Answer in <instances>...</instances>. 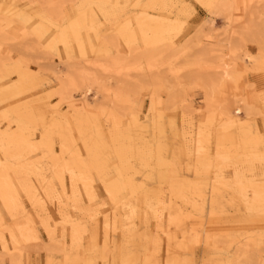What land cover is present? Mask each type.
Returning <instances> with one entry per match:
<instances>
[{"label":"snow or ice","instance_id":"snow-or-ice-1","mask_svg":"<svg viewBox=\"0 0 264 264\" xmlns=\"http://www.w3.org/2000/svg\"><path fill=\"white\" fill-rule=\"evenodd\" d=\"M249 7L247 3H217L214 0L151 4L78 3L75 0H63L58 3L29 4L24 8L16 3L0 5V10H4L3 24L6 25L0 31V36L6 44L16 46L15 49H8L9 56L19 57L22 69L25 61L32 63L35 59L29 54L43 50L55 55L58 51L56 46L60 42L64 43L67 50L70 44L74 46L82 43L87 33V43L92 46L93 55L97 54L99 47L100 54L115 66V74L130 82L127 85L117 82L116 96L125 106L124 114L121 115L114 107L108 116L107 131L97 123L94 147L84 139L83 129L80 135L84 147H79L81 139L76 138V129L68 118L71 110L62 113L60 103L56 105L57 113L49 114L41 108L35 123L27 128L26 142L31 147L32 158L40 159L43 154V159L51 158L58 164L68 163V154L71 152L87 171L91 183L103 186L102 196L93 189L88 192L86 203L81 198L75 206H70L72 211L79 213L75 219L64 211L62 205L59 213L61 219L55 231L51 228V219L42 224L48 234V244L44 249L49 252L47 264H264V233L259 262L239 252L235 258L226 261L199 260L195 247V244L200 243L199 238L192 246L186 243L189 235L186 221L193 217V213H187L180 204L181 199L188 202L187 197H181L176 192L177 182L182 180L186 184H194L200 190L201 198H204V190L213 171L218 179L226 170L227 175L235 171L239 179L242 166L247 168L251 164L255 169L257 161L241 156L235 140L229 151L227 138L222 135L229 128L233 131L237 128V122L242 120L245 113L241 105L247 106L249 112L247 120H243L239 126L254 140L256 151L259 152L260 170L264 173V132L252 127L253 111L258 110L264 118V31L260 53L256 57L244 53L245 63L242 66L237 55L241 51L239 48L233 49L229 44V49H233L229 54L224 51L209 53L205 43L215 39L219 32L231 30L236 19L233 14L241 8L247 12ZM129 9L137 11L133 13ZM141 9L144 11H139ZM157 11L166 13L165 23L168 25V39L162 42V47L154 43L151 29L142 22L146 18L155 19ZM133 15L136 17L135 22ZM217 18L226 22L219 32ZM124 47H127V52H122ZM157 50L159 55H155ZM81 56L87 59L83 47ZM217 56L219 65L210 60V57ZM145 59L148 60L147 69ZM41 62L37 61L38 64ZM97 66L105 72L113 71V67L108 64ZM196 68L201 69V72L207 70L216 74L209 75L207 79L197 75L199 83L196 87L206 97L211 96L213 101L218 95L222 98L219 127L215 114L210 110L207 121L202 120L197 134L195 121L185 112L181 138L178 121H171L165 115L162 99L160 106H157V92L162 96L165 90L171 93L188 87L184 74H191ZM133 72L144 76L150 73L160 75L156 77L157 83H146L141 76L133 77ZM253 73L261 76L262 83L258 93L255 86H251L252 94L249 98L246 78ZM97 85H101V81L97 80ZM108 94L112 95V92ZM147 94L151 95V105L141 103ZM233 99L237 102L236 106L229 107ZM145 109L148 113L146 116L143 114ZM32 111L35 114L37 110ZM58 114L65 117L59 123ZM69 133L71 145L66 142ZM185 170L187 177L184 175ZM193 172L195 180L192 179ZM87 184L88 181L85 182L86 190ZM252 197L251 190L244 193L245 200ZM194 207H198V202H194ZM261 215L264 216V208L261 209ZM101 218L103 246L100 244ZM69 223L72 225L71 253L60 233L61 226L66 231ZM37 227L39 225L30 224L27 234L22 231L19 237L13 233L11 252L9 246L4 245L5 253L12 258L2 259L0 264H45L43 260L25 262L23 259L22 244H29L33 240L37 245L40 243L41 234L35 230ZM181 232L184 233V241L178 239ZM165 238L167 259L163 255ZM174 243L176 250L185 253L183 259L174 258L177 254ZM134 244L140 247L142 259H109L110 254L115 256L118 252L131 250ZM53 245L63 247L64 251L60 255L64 259L56 258L53 253L58 249H53ZM17 251L20 253L19 259L15 255ZM37 251H40L39 247ZM73 254L75 259L72 258Z\"/></svg>","mask_w":264,"mask_h":264},{"label":"rangeland","instance_id":"rangeland-1","mask_svg":"<svg viewBox=\"0 0 264 264\" xmlns=\"http://www.w3.org/2000/svg\"><path fill=\"white\" fill-rule=\"evenodd\" d=\"M58 2H63V0H0V5L16 3L24 8L29 4ZM68 2H73V0H68ZM75 2L151 4L179 3L181 0H75ZM214 2L218 3L219 0H214ZM233 3L241 5L247 3L250 7L247 12L241 8L239 12L233 14L236 19L233 21L231 30L227 32H219V29L225 27L226 22L224 19L217 18V32L219 34L212 41H205V43L208 45L207 51L209 53L224 51L225 54H229L231 50L239 48L241 51H238L237 55L242 66L245 63L244 53L252 57H256L260 53L262 31H264V21H262L264 4H262V0H234ZM129 11L134 13L137 10L129 9ZM3 12L4 10H0V31L6 27L3 24ZM154 15L159 21L165 22L166 13L163 11H157ZM132 19L135 22V15L132 16ZM152 36L154 43L161 44L162 47V42L168 39V32L152 33ZM87 39V33H85L83 48L89 47L86 50L88 51L86 52L87 59L81 56L78 43L74 46L70 44L66 50L64 43L60 42L56 46L58 51L55 55L43 50H37L35 53L29 54L30 57H35V59L32 63L25 61L22 69L20 58L9 56L8 49H15L16 46L6 44L3 37L0 36V130L26 137L27 128L35 123L36 118L40 115V109L43 108L49 114L57 113L56 105L60 103L62 113H69L71 110V116L68 118L71 119L72 126L76 129V138L81 139L80 130L83 129L84 139L88 141L90 146H95L97 123L107 131L108 116L111 115L113 108L115 107L121 115L124 114L125 106L116 96L117 82H123L126 85L130 82L115 74V66L100 54L99 47H97V54L93 55L92 46L87 43ZM245 40L248 42L245 43ZM229 44L233 46V49H229ZM122 52H127V47H124ZM150 55L152 54L150 53ZM155 55H159V50L156 51ZM155 55L152 56L153 60H155ZM170 56L171 53L168 54L169 58ZM210 60L219 65L218 56L210 57ZM37 61L42 62L38 64ZM98 64H108L113 67V71L105 72L102 67L97 66ZM144 64L147 69V59H145ZM131 75L133 77L141 76L146 83H157L156 77L160 74L150 73L144 76L133 72ZM197 75H203L207 79L209 75L216 74L209 73L207 70L201 72V69L196 68L193 69L191 74H184V81L189 84L188 87L182 90H173L171 93L165 90L162 96L159 91L157 92V106H160L162 99L165 115L171 121H178L181 138H183L185 112L195 121L197 134L202 120L207 121L210 110L215 114L216 119H219L221 112L222 98L218 95L215 101H210L208 96L206 97L204 92L196 87L199 83L196 78ZM97 80L101 81V85H97ZM246 80L249 86V98H251V86H255L258 93L262 78L258 73H253ZM87 89L90 92L86 100L83 101L81 94L85 93ZM109 91L112 92V95L108 94ZM8 94L11 98L5 100L4 95ZM243 94L242 91L241 95ZM69 98L71 99V108L69 107ZM141 103L151 105V95L147 94L146 99ZM236 103L233 99L229 107H235ZM241 107L245 108L242 121L247 120L249 109L245 105H241ZM32 109L37 110L35 114ZM143 114L145 116L148 114L146 109ZM48 118L51 120V115ZM64 119L63 114L57 115L58 123ZM125 127L127 128V123ZM217 127H219V123H217ZM252 127L257 131L264 132V118L260 116L258 110L252 112ZM169 131L171 132V128H169ZM222 135L227 138L229 151L232 150V141L235 140L241 156L257 161L255 169L253 170L251 164L247 168L242 166L240 180L236 178L235 171H231V175H227L228 170H226L220 179L213 171L204 190V198H201L200 190L194 184H186L184 181H180L185 189L180 196L183 197L184 195L188 200V202H185L184 199H181L180 204L187 213H193V217L186 221L189 233L186 243L187 246H192L199 238L200 243L195 244V247L197 258L201 261H226L235 258L236 253L239 252L241 255L247 254L249 259L259 262L262 233H264V216L261 215V209L264 208V184H262L264 173L261 172L258 163L259 152L256 151L254 140L239 125L234 131L229 128ZM68 137L69 139L66 142L71 145V133L68 134ZM79 147H84L83 139H81ZM0 148L2 149H0V160L11 163L12 167L6 178L3 179L5 184L9 181L8 186L6 185V194L4 196L0 194V260L5 258L11 260L12 258L8 253H5L2 242L4 245L9 246L11 252L12 234L15 233L17 237L21 235L22 231L27 234L24 229L28 223L29 225H39L35 230L41 234V240L39 245L34 240L29 244L21 245L24 249L23 259L25 262L43 260L47 264L49 252L44 249L45 245L48 244V234L42 224L51 219V228L55 231L57 223L61 219L59 213L62 205L64 211L75 219L79 213L72 211L70 206H75L81 198L86 203L88 192L93 189L98 195L102 196L103 186L98 183L95 185L91 183L87 171L79 165L76 157L71 152L68 154V163L58 164L51 158L43 159V154H41L40 159L32 158L30 156L31 148H27L25 145H11L2 142ZM214 152L215 145H213V154ZM6 153L7 157H5ZM36 162L40 164L37 165V168L40 166L42 168L41 172H35L36 175L22 167L24 164L29 165ZM70 171L72 177L69 175ZM40 175L44 178H40ZM184 175L187 177V170H185ZM44 179L52 182V190L56 195L52 194L51 196L47 190H44ZM192 179H196L195 172L192 173ZM86 181H88L87 190L85 189ZM229 181L231 182L230 186ZM222 183H225L228 187H224ZM249 184L252 187H249ZM1 185L0 182V189ZM213 188H215V193ZM247 190H251L253 193L250 200L244 199V193ZM194 202H198V207H194ZM152 230H155L154 221ZM172 231L175 241V229ZM60 233L61 239L66 241L68 251L71 253V223L67 225L66 231L61 226ZM178 239L180 241L185 240L183 232L180 233ZM100 244L103 246L102 218L100 221ZM38 247L40 251H37ZM52 247L58 249L53 253L56 258L64 259V256L60 255L64 251L63 247L58 245ZM140 251V247L134 244L131 250L126 249L123 253L118 252L115 256L110 254L109 259L120 260L124 257L142 259ZM174 251L177 253L174 258L183 259L185 253L176 250L175 243ZM167 253V239L165 238L163 246L165 259H167ZM15 255L17 259L20 258L18 251ZM72 258H76L74 254Z\"/></svg>","mask_w":264,"mask_h":264},{"label":"bare ground","instance_id":"bare-ground-1","mask_svg":"<svg viewBox=\"0 0 264 264\" xmlns=\"http://www.w3.org/2000/svg\"><path fill=\"white\" fill-rule=\"evenodd\" d=\"M236 1V0H235ZM234 0H219L218 3H233ZM143 23L146 24V26H148L151 30H152V33L154 34H159V33H166L168 32V25L163 22V21H159L158 19H151V18H146L144 21H142ZM83 42L82 43H78V47L79 49H81L83 47ZM85 48V47H84ZM89 47L87 46L86 47V50L88 49ZM81 51V50H80ZM88 52V51H86ZM89 92L90 90L87 89L85 93H82L81 94V99L83 101L86 100V97L89 95ZM4 98L5 100H8L10 99V94L8 95H4ZM209 100L212 101L211 99V96H208ZM216 119V118H215ZM219 120H220V114H219V119H216L217 123H219ZM241 123H243L242 120L238 121L237 122V125H240ZM2 142H6L8 144H11V145H25L27 148H31L30 145L26 142V137H22L20 135H15L13 132H8V131H2L0 130V144H2ZM9 146V145H8ZM7 147V146H6ZM13 148V147H12ZM1 149V148H0ZM2 150V149H1ZM4 150V149H3ZM3 152V151H2ZM8 153V151H7ZM4 154V153H3ZM8 155L10 156V154L8 153ZM23 155V153H22ZM8 156V157H9ZM25 156H26V153H25ZM18 157H21V156H18ZM3 158V157H2ZM25 158V157H24ZM30 162V161H29ZM34 162V161H33ZM11 164V163H10ZM7 161H2L0 160V182H1V189H0V194H2L3 196L6 194V185L8 186V182L7 181V184L4 183L3 179L4 177L6 178V175L8 174V172L12 169L11 165H10ZM37 165H40L39 162H36V163H31V164H24L22 165L23 168L27 169L28 171L33 172H41L42 171V168L41 166L39 168H37L38 166ZM32 173V174H33ZM39 174V173H38ZM37 174V175H38ZM36 175V173H35ZM69 175L72 177V172L70 171L69 172ZM43 177L40 175V178ZM257 177V176H256ZM39 178V179H40ZM44 178V177H43ZM46 179V178H45ZM44 179V181H45ZM73 179V178H72ZM8 180V179H7ZM43 180V179H42ZM240 180V179H239ZM41 181V180H40ZM238 181V180H237ZM222 185L224 187H228L225 183H222ZM44 186V190H47L48 193L52 196V194H55L53 193V190H52V182L46 180L45 183L43 184ZM249 187H252V185L250 186L249 184ZM184 186L181 184L180 181L177 182V185H176V192L178 195L182 194V192H184ZM253 190H256V189H253ZM241 191V190H240ZM239 191V192H240ZM56 195V194H55ZM47 196V195H46ZM184 197V195H183ZM14 199V198H13ZM58 199V198H57ZM184 201V200H182ZM60 202V200H59ZM62 203V202H61ZM30 222V220H29ZM28 229H29V224L27 223V227L24 229V231H27L28 232ZM2 245L4 246V243L2 242ZM12 250V249H11Z\"/></svg>","mask_w":264,"mask_h":264}]
</instances>
